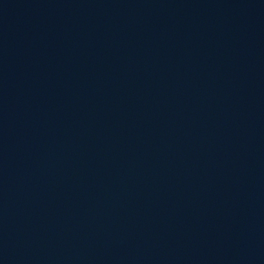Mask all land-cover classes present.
<instances>
[{"label": "water", "instance_id": "1", "mask_svg": "<svg viewBox=\"0 0 264 264\" xmlns=\"http://www.w3.org/2000/svg\"><path fill=\"white\" fill-rule=\"evenodd\" d=\"M0 264H264V0H0Z\"/></svg>", "mask_w": 264, "mask_h": 264}]
</instances>
